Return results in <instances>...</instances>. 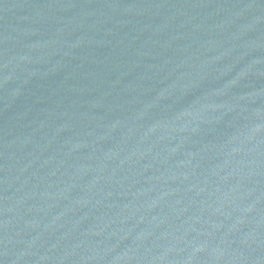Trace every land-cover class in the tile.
<instances>
[{
	"label": "water",
	"instance_id": "1",
	"mask_svg": "<svg viewBox=\"0 0 264 264\" xmlns=\"http://www.w3.org/2000/svg\"><path fill=\"white\" fill-rule=\"evenodd\" d=\"M0 264H264V0H0Z\"/></svg>",
	"mask_w": 264,
	"mask_h": 264
}]
</instances>
